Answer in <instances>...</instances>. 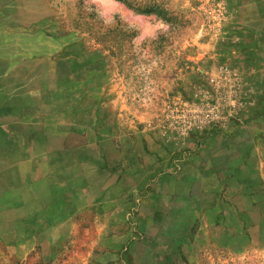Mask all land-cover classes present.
Instances as JSON below:
<instances>
[{"label": "rangeland", "instance_id": "374dc122", "mask_svg": "<svg viewBox=\"0 0 264 264\" xmlns=\"http://www.w3.org/2000/svg\"><path fill=\"white\" fill-rule=\"evenodd\" d=\"M0 264H264V0H0Z\"/></svg>", "mask_w": 264, "mask_h": 264}]
</instances>
